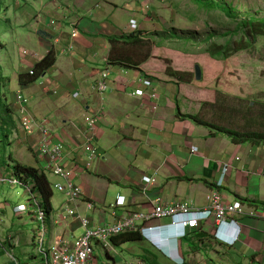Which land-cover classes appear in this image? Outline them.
<instances>
[{"label":"crops","instance_id":"0c3cea01","mask_svg":"<svg viewBox=\"0 0 264 264\" xmlns=\"http://www.w3.org/2000/svg\"><path fill=\"white\" fill-rule=\"evenodd\" d=\"M56 1L52 0L53 5L47 10L57 25H51V20L49 25L48 19L42 31L30 25L29 35L20 33L27 43L7 52V66L0 60L4 70L2 83L9 89L7 97L3 94L5 104L19 119V124H12L16 164L43 170L53 187L52 211L46 222L55 226L48 234V243L56 238L71 241L80 236L82 217L95 227L116 223L135 212L150 210L159 195L165 201L180 199L197 208L207 205L206 195L214 188L221 192L225 202L238 200L246 208L257 206L242 198L264 201V145L238 144L228 135H211L207 127L177 113L180 110L182 114H198L203 103L215 100L219 87L216 76L209 77L202 65V78L197 80L193 68L199 58H211L208 53H186L167 44H152L150 51L147 47L122 44L112 47L107 37L130 33L131 19L137 20L138 30L144 34L155 30L143 1L96 0L87 8L67 7ZM72 23L78 32L75 37L71 35ZM52 49L56 52L55 64L34 82L20 83L19 74L29 71ZM105 70L109 73L108 89L94 90L93 85ZM143 75L152 80L156 99L149 96L151 90L141 83ZM136 90L145 92L134 95ZM19 93L26 99L24 103L18 101ZM89 113L99 120L91 144L87 141L85 122ZM23 116L36 122L30 132L20 124ZM42 119L48 121L52 140L64 143L63 164L73 172L82 191L81 197L70 203L77 210L74 216L63 218L66 195L54 188L60 179L46 168L48 158L37 150V125ZM193 146L198 150L192 152ZM2 158L0 172L5 169ZM225 166L226 173L218 186ZM145 176L154 180L143 182ZM118 196L125 197L124 205L115 204ZM15 216L19 218L18 228L11 233L14 237L8 238L15 242L14 247L27 244L28 237L33 244L37 231L31 222L35 220L27 214ZM6 217L0 222L1 231ZM238 220L241 234L233 245L214 239L215 221L209 219L200 229L188 230L183 237H178L182 236L179 233L164 239L171 257L152 249L162 264H179L181 260V264H264L263 219L243 215ZM167 222L152 219L146 225ZM21 226L24 227L20 229ZM163 230L166 234V228ZM155 236L159 240L158 232ZM21 255L22 264H37L34 253L21 250Z\"/></svg>","mask_w":264,"mask_h":264},{"label":"rangeland","instance_id":"374dc122","mask_svg":"<svg viewBox=\"0 0 264 264\" xmlns=\"http://www.w3.org/2000/svg\"><path fill=\"white\" fill-rule=\"evenodd\" d=\"M2 1L3 12L0 18V40L4 47L0 46V60L7 66L6 64L10 61L7 52L10 53L13 48L21 47L22 44L27 43L25 39L22 40L20 36L21 32L23 35H26V33L29 35L28 29L30 25L34 30L37 27L38 30L42 31L47 19L48 24L50 20H55L56 23H50L51 25H57V20L50 18L51 12L47 10L53 5L51 2L52 0ZM57 1H60L62 5L72 8H87L97 3L96 0ZM135 1L145 2L143 5L146 7V14L148 17L152 18V27L155 28V30L163 27L164 29L175 30L177 34L184 38L191 39L192 37L193 40L186 43L180 42V40L172 43V45L181 44V46L184 47L182 49H192V52L193 49L195 52H198L200 51L197 50L198 47L202 49L208 45V41H206L208 35H213L212 41L216 40L218 43H224V41L226 42L228 39L232 41V39L238 38L239 35L243 33L239 31L236 32L234 36V33H232V35L229 34L226 38H223L222 35H224L226 31L234 32L233 30L237 28V22L240 18L231 19L220 9L200 5L195 0ZM227 1L240 8L241 11L251 10V13L255 14L257 17L264 16V0ZM150 7L151 9H149ZM211 58L209 56H205L204 58L201 57L198 63H196L199 64L201 68L203 65L207 69L209 77L216 76V87L219 86L215 100L210 103H203L200 115L211 123L241 132H264V36L258 38V43H256L253 48L239 51L228 60H219L220 62H215L213 58ZM193 68H195V66ZM3 72L4 70L2 68L1 73L4 75ZM10 72L11 75H13L12 68H10ZM0 90L2 102L0 103V156L4 153V159L2 158L1 161H3L5 168L4 171L0 173L7 176L13 172V168L17 163V153L12 143V134L15 132V130L13 131L12 129V124L15 121L19 124V119L12 111L11 113L9 112V109H7L9 107L5 104L6 100L3 94H6L7 97L9 89L6 88L4 83H1ZM9 137L11 138L10 141ZM9 155L12 156L10 159L8 158ZM27 199L28 195L25 193L23 186L0 182V222L7 215L6 223L1 224V226L4 227L3 231L0 229V239H2V241L8 239L9 235L12 236V231H16L18 228L17 219L19 218L15 216L13 207L19 203L26 202ZM31 223L34 224L32 226L34 229L36 228L37 231L38 223L36 221H32ZM53 226H55V223H53L52 226H48L47 221L48 234L51 233ZM22 227L24 226H21L20 229ZM27 240L29 241L27 244L15 246L13 254L23 263V255L20 256V252L21 250H28L37 257V264H41L42 258L40 252L36 248V242L34 241L32 244L30 237H28ZM141 241L142 240H137L131 243H123L121 246L115 245L113 251L98 245L96 247L97 259L95 264H146L140 255L150 256L147 252H144V250H152V246ZM11 261L7 253L0 246V264H12Z\"/></svg>","mask_w":264,"mask_h":264},{"label":"built area","instance_id":"2783aa9c","mask_svg":"<svg viewBox=\"0 0 264 264\" xmlns=\"http://www.w3.org/2000/svg\"><path fill=\"white\" fill-rule=\"evenodd\" d=\"M51 23L54 24L56 22L55 20H51ZM130 28L131 30H136L138 28V23L135 19H131ZM77 33L76 25L72 23L71 35L75 37ZM108 75L109 73L107 70L101 73L100 79L93 85V89L97 91L107 90L109 86ZM140 81L151 90L149 96L156 99L157 94L153 88L152 80L143 75ZM142 92L145 91L136 90L133 94L137 95ZM17 99L21 103L26 101L20 93L17 94ZM153 108L157 109L158 105L154 104ZM85 122L87 126L86 131L88 133L87 141L91 144L95 140L99 120L97 115L89 113L85 115ZM21 124L26 130L31 131L35 127L36 122L28 116H23L21 117ZM37 127L40 131L37 148L38 153L48 158L46 168L60 179L58 182L54 183V188L66 195V204L62 206L63 218L74 216L77 210L74 209L70 203L79 199L82 195V191L73 179V172L67 169L63 164V157L66 150L65 145L63 142H55L52 140L47 119L40 120ZM197 150L198 147H191L192 152ZM94 153L95 151L93 150L91 157H93ZM226 170L227 167L225 166L217 181L218 186L222 183ZM153 180V178L147 176L143 177V182ZM0 182H7L11 185L18 184L24 187L28 199L26 202L15 205L13 211L16 215L27 214L38 223L35 245L41 254L42 264H95L97 259L96 247L98 245L113 251L115 247L111 241L113 237L121 235L129 230L136 229L139 231H146L148 236L155 241L157 247L170 255L162 242L164 239L168 238L164 235H160L159 240L154 239L157 231L163 230V227L174 225L175 227H179L181 230L180 234L185 236L188 230L200 229L203 226V222L209 219H214L215 221L213 235L220 236L227 243L234 244L240 238L241 234V224L238 217L250 215L252 217H259L264 221V208H246V206L238 200L225 202L221 192L214 188L207 193V205L203 208L193 207L189 202L180 199L165 201L159 195L152 201V208L150 210L135 212L116 223L95 227L90 225L88 218L82 217L81 224L83 232L80 236L75 237L71 241L63 238H56L52 243H48L47 214L44 207L41 205L39 196L33 192V187L35 185L34 181H32L31 178H26L24 174H17L13 171L7 176L0 173ZM115 204L118 206L124 205L125 197L118 196ZM152 219L168 220V222L147 226V222ZM6 241L7 239L3 241L0 239V246L12 260V264H22L13 254L15 242L12 243L9 237L8 246H6ZM178 263L181 264L182 261Z\"/></svg>","mask_w":264,"mask_h":264},{"label":"trees","instance_id":"16d2710c","mask_svg":"<svg viewBox=\"0 0 264 264\" xmlns=\"http://www.w3.org/2000/svg\"><path fill=\"white\" fill-rule=\"evenodd\" d=\"M200 5H205L211 8L220 9L227 17L231 19L240 20L237 22V28L233 30L234 32L226 31L224 33L223 38H226L227 35L236 32L242 31L243 33L239 35L236 39H228L224 43H218L216 40L212 41L213 35H208L206 41H208V45L204 48H197L200 50L198 52L208 53L211 57L215 59H228L235 53L243 50H250L253 48L256 43H258V38L264 36V16L257 17L255 14L251 13V10L241 11L240 8L233 5L231 2L227 0H195ZM3 1L0 0V18L3 12L2 7ZM107 39L111 43L112 47H116L118 44H122L124 46H132V47H147V50L150 51V47L152 44L157 46H162L165 44H169L172 47H177L182 51L189 53L192 52V49H182L184 47L180 45H175L172 43L177 42H188L193 40L189 38H184L181 35L177 34L175 30L170 29H162V30H153L149 33L144 34L142 30H132L130 33L123 34L120 36L111 35L108 36ZM167 41V43H166ZM195 41V39H194ZM196 42V41H195ZM0 46H3L2 41L0 40ZM196 46V45H195ZM4 47V46H3ZM181 47V48H180ZM193 52L194 49H193ZM56 62V52L52 49L49 51L42 59L36 61L31 69L27 72H22L19 74V82L22 84H27L34 82L40 76H42L51 66H53ZM111 62L123 64L122 62H116L111 60ZM167 71H171L170 67L167 68ZM2 65L0 64V85L3 80ZM177 75L182 76V73H177ZM1 95V90H0ZM1 97V96H0ZM0 103L1 98H0ZM178 115L182 118H188L193 120L198 125H203L210 130V134H225L228 135L231 140L235 143H251L256 145H264V132L257 131H245L241 132L232 128H228L225 126H219L210 121L205 120L200 113L198 114H182L180 110H178ZM4 157V153L2 154ZM14 172L17 174H24L26 178H31L34 181L33 192L36 193L40 200L41 205L44 207L45 212L50 215L52 211L51 205V197L53 195V187L50 184L47 175L43 170H39L36 167L32 166H23L20 164H16L13 168ZM242 200L247 201L250 205H256L257 207L264 208V201H250L248 199L242 198ZM141 233L136 230H129L115 238L112 239L113 243L117 246H120L122 243L142 240ZM144 252H147L150 256L140 255L142 259L146 262V264H162L158 260V255L155 251L150 249H145ZM182 261V260H181ZM183 263V261H182ZM42 264V263H41Z\"/></svg>","mask_w":264,"mask_h":264},{"label":"clouds","instance_id":"9594fccd","mask_svg":"<svg viewBox=\"0 0 264 264\" xmlns=\"http://www.w3.org/2000/svg\"><path fill=\"white\" fill-rule=\"evenodd\" d=\"M136 20V19H135ZM137 21V20H136ZM139 28V27H138ZM137 28V29H138ZM136 29V30H137ZM14 171V170H13ZM163 228H166V234H165V231L164 230H161V231H157L158 233H159V235H164V236H166V237H168L169 235H174V236H176V234H179L180 232H181V230H180V228L179 227H175L174 225H170L169 227L168 226H166V227H163ZM139 231V230H138ZM140 233H141V235H142V241H144V242H147L149 245H151L152 246V248L154 247L156 250H160V251H162V253L164 254V255H166V256H168V257H171V255H168V254H166L162 249H160L159 247H157V245H156V243H155V241H153L149 236H148V234H147V232L146 231H139ZM184 235H182V236H178V237H183ZM154 237H156V236H154ZM213 237H214V239L216 240V241H219V242H221V243H225V244H228V245H233V244H230V243H227L225 240H223L220 236H214L213 235ZM159 238H160V236H159Z\"/></svg>","mask_w":264,"mask_h":264},{"label":"water","instance_id":"95a60500","mask_svg":"<svg viewBox=\"0 0 264 264\" xmlns=\"http://www.w3.org/2000/svg\"><path fill=\"white\" fill-rule=\"evenodd\" d=\"M195 78L200 80L202 78V68L199 64L195 65Z\"/></svg>","mask_w":264,"mask_h":264}]
</instances>
